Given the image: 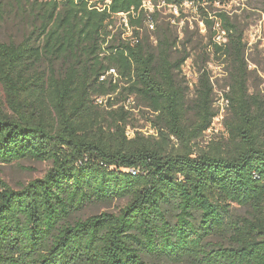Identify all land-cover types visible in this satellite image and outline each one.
Instances as JSON below:
<instances>
[{"label":"trees","instance_id":"1","mask_svg":"<svg viewBox=\"0 0 264 264\" xmlns=\"http://www.w3.org/2000/svg\"><path fill=\"white\" fill-rule=\"evenodd\" d=\"M226 2L0 0L23 27L0 37V164H51L21 190L0 178V264H264V93L244 29L205 13ZM187 3L208 32L191 103L188 47L159 14ZM211 58L227 65V114L202 145L220 113Z\"/></svg>","mask_w":264,"mask_h":264},{"label":"rangeland","instance_id":"2","mask_svg":"<svg viewBox=\"0 0 264 264\" xmlns=\"http://www.w3.org/2000/svg\"><path fill=\"white\" fill-rule=\"evenodd\" d=\"M48 1V0H44ZM225 4H216L212 8H207L205 13L210 18L219 12H226L234 18L238 25L245 31V39L248 43V59L249 69L252 71L250 75V92L262 91L264 93V0H226ZM145 9L149 13L155 12V8L151 3L145 4ZM159 14L162 20L170 24L175 34L182 43H185L190 53V59L183 67V77L186 78L189 86L188 100L190 103L196 98V87L199 78V72L205 67L206 45L208 32L202 21V12L191 4L187 3L182 9H174L172 7H159ZM119 26L126 22V17L118 18ZM23 27L16 21L13 16H7L6 19L0 20V37L5 42L12 40L20 41L22 38ZM220 42H224L221 40ZM182 46L180 50H182ZM207 67L212 73L213 82L216 90L215 108L221 113V117H226L227 102L223 99V93L227 89L229 79L227 75V65L223 66L220 61L211 58ZM216 119L213 127L205 134V139L201 142L206 145L212 139H218L222 136L225 129L223 127V119ZM131 123L141 132L152 135L154 131L150 129V125L145 115L136 110L133 113ZM133 129H129V135H133ZM51 164L21 161L12 165L0 164V178L6 181L13 189L21 190L33 180L45 177ZM125 201H116L109 207H100L89 210V213L96 214L98 212H114L117 213L124 205ZM233 211L238 214H245L247 209L233 205Z\"/></svg>","mask_w":264,"mask_h":264},{"label":"built area","instance_id":"3","mask_svg":"<svg viewBox=\"0 0 264 264\" xmlns=\"http://www.w3.org/2000/svg\"><path fill=\"white\" fill-rule=\"evenodd\" d=\"M175 9H177V8H175ZM221 40H224V42H226V39L223 37V34L222 35H220L218 38H217V41L218 42H220ZM222 43V42H221ZM221 113H219V116H218V118L217 119H219L221 116ZM222 119H224V117H221ZM132 172H134V171H132Z\"/></svg>","mask_w":264,"mask_h":264}]
</instances>
